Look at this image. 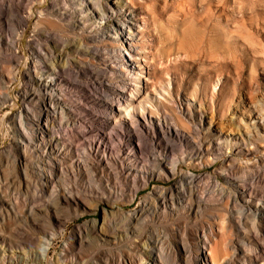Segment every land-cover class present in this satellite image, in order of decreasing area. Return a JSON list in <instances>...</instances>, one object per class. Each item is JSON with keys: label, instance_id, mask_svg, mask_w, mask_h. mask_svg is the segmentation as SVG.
<instances>
[{"label": "bare ground", "instance_id": "obj_1", "mask_svg": "<svg viewBox=\"0 0 264 264\" xmlns=\"http://www.w3.org/2000/svg\"><path fill=\"white\" fill-rule=\"evenodd\" d=\"M81 1L70 6L65 0L63 6L53 5L51 13L67 30L78 31L79 41L41 30V11L26 43L28 57L23 69L25 54L18 52V45L34 16L33 3L3 0L1 4L2 27L12 28L13 35L10 41L0 36V46L12 54L13 68L22 70L18 75L25 87L18 91L22 105L17 109L7 90L1 94V99L13 102L0 106V114H4L0 138L1 129L7 128L10 144L6 150L17 176L29 187L34 155L48 158L52 176H46L50 180L65 165L73 172L77 170L82 178L91 172L96 175L98 186L89 189V195L97 201L93 211L103 208V220L91 223L95 225L93 236L101 241L96 256L105 259V264H166L157 233L176 239L172 259L177 264H259V254L264 255V159L252 164L241 160L255 154L256 150L248 147L254 144L256 134L264 135V106L260 105L240 134H234L231 124L215 116L197 114L190 104L187 108L175 106L176 119L160 115L156 105L162 107L167 98L156 89H148L151 51L141 47L144 28L136 30L137 15L129 6L130 0ZM75 70L78 74L91 71L95 83L109 91L99 109H88L81 102L87 101L88 94L89 99L96 97L97 89L91 92L85 88L77 104V100L68 98L63 84L73 83L64 76ZM82 108L89 117L99 120L89 118L93 126L76 135L75 130L87 119L81 116ZM10 110H14L11 115ZM62 119L68 128L65 142L53 132ZM94 134L99 138L87 139ZM219 158H226L221 170L206 175L181 169L185 164L194 169L207 168ZM179 173L181 179L175 186H156L138 207L125 209L153 180H169ZM44 190L55 198L54 205L46 209L54 217H15L11 221L8 216L17 209L0 194V224L6 221L8 229L5 233L0 225L3 264L46 261L57 229L64 226L61 213L89 207L74 190L61 192L53 187L51 191L49 186ZM219 196L228 199L226 210L239 208L238 217L253 218L256 234L248 243L254 247L252 251L235 246L230 257L220 254L224 231L236 229L232 218L225 220L223 228L195 223ZM181 214L185 220L178 218ZM141 229L146 231L142 233ZM84 238L81 227L51 264H75L73 253Z\"/></svg>", "mask_w": 264, "mask_h": 264}, {"label": "rangeland", "instance_id": "obj_2", "mask_svg": "<svg viewBox=\"0 0 264 264\" xmlns=\"http://www.w3.org/2000/svg\"><path fill=\"white\" fill-rule=\"evenodd\" d=\"M76 1L81 0H66L70 6H73ZM2 2L3 0H0V11ZM64 2L65 0H31L34 16L29 28L25 29L22 42L18 45V52L25 54L22 69L28 57L26 43L30 39L29 36L37 23V15L39 16L41 11L44 12L38 24L41 30L45 29L54 36L57 34L58 38H64L67 35L77 38L78 41L81 38L78 31L70 32L51 14L53 5L62 4L63 6L66 4ZM129 6L137 15L136 30L144 28L145 41L141 47L151 51L148 64L151 79L148 89L151 92L156 89L167 98L162 107L156 105L159 114L176 119L178 114L175 106L187 108L190 104L197 114L215 116L231 124L234 134L242 133V128L245 130L244 127L248 125L250 117L257 113L260 105L264 106V0H130ZM2 26L0 16V36L10 41L13 29ZM11 55L0 46V106L13 104L1 99V94L7 90L12 99L17 102V109L22 105L18 98V91L25 90V87L18 75L22 70L13 68ZM92 74L91 71L78 74L75 70L64 76L72 81L73 85L63 84V88L67 90L70 100H77L76 104L80 103V96L83 94L81 92H85V88L91 92L97 89L99 93L96 97L89 99L91 94H88L87 101L81 100V102L88 109L91 106L99 109L102 100L108 95V90L104 85L98 86ZM106 77L116 81L113 76ZM215 86H217L216 91ZM244 101L246 104H242ZM33 104L36 106V103ZM13 111L10 110V115ZM81 112V116L87 119L81 122L77 131L75 130L76 135L80 131L87 132L93 126L89 122L90 119L96 122L99 120L89 117L90 114L88 115L83 108ZM3 115L0 114V121ZM195 122H199V117ZM190 123L189 126H192ZM67 130V124L62 119L54 126L53 132L60 135L61 141L65 142ZM1 132L0 194H3L9 204L17 209L15 214L8 216L11 217V221L12 219L15 221V217H54L46 210L48 206L55 203L53 193L44 190L46 186L51 187V191L53 187L61 192L74 190L82 198L83 203L89 206L86 210L81 206L61 213L60 217L64 219V226L57 229L49 259L41 263H34L33 259L26 264H51V259L58 258L63 246L74 238L81 227H83L85 238L84 243L79 245L73 253L74 263L105 264V259L102 260L96 256L101 241L93 236L95 225L91 223L94 220L98 222L103 220V208L93 211L92 208L97 201L91 199L89 195V189L98 186L96 175L91 172L82 178L77 170L73 172L69 165H65L61 172L54 173L53 179L50 180L47 176H52V170L48 158L34 155L30 168V185L27 187L17 176L13 159L6 150L10 144V133L5 127L3 131L1 129ZM98 138L97 134L87 137L89 140ZM79 143L83 144L84 141ZM248 148L252 151L256 150L255 154L247 155L241 160L242 163L249 161L252 164L257 159H264V135L256 134L254 144ZM72 159L75 160L76 156ZM225 159L219 158L207 168L194 169L185 164L181 166V169L192 171L196 175H206L221 170ZM262 164L264 166V161ZM180 173L169 180H153L150 187L139 192L138 200L126 205L125 209L133 210L138 207L143 197L156 186L169 188L175 186L181 179ZM227 201L226 197L219 196L216 204L205 209L195 223L223 228L226 219L235 220L236 229L224 231L223 250L220 249L222 256L230 257L235 246L244 248L247 252L253 250L254 247L248 243L249 237L256 234V230L252 229V217H238L241 215L239 208L226 210L224 205ZM231 215L235 217H230ZM178 218L185 220L186 216L181 214ZM5 223L6 221L0 225L5 229V233H8ZM141 230L142 233L146 231V229ZM148 235L149 233L146 234ZM156 235L161 239L166 264H177L172 259L176 239L167 233ZM231 242L234 243L233 246ZM262 243L264 244V239ZM241 262L244 263L243 260ZM0 264H3L1 260ZM14 264L18 262L15 261ZM259 264H264V255L261 253Z\"/></svg>", "mask_w": 264, "mask_h": 264}]
</instances>
